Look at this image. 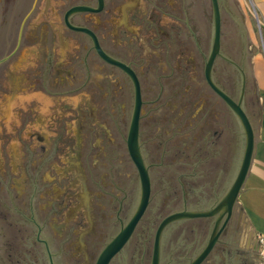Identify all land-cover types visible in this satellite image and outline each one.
<instances>
[{
    "label": "flooded vegetation",
    "instance_id": "af4514ba",
    "mask_svg": "<svg viewBox=\"0 0 264 264\" xmlns=\"http://www.w3.org/2000/svg\"><path fill=\"white\" fill-rule=\"evenodd\" d=\"M60 1L62 6L58 4L56 8L58 20L53 22L56 23L53 26L50 25L52 28L50 38L46 34L44 38L41 35L29 42L27 49L33 48L34 56L20 55L24 25L19 27L15 42L8 45L0 56L3 71L0 74L3 78L4 75L8 77L6 87L2 91L6 96L4 117L7 121L0 117V131L4 127L3 147L0 148V264H95L105 245L132 215L131 213L129 218H126L124 214L129 206L127 187L134 186L136 189L140 182L137 166L127 147L128 128L126 135L123 136L119 121L116 120L119 136L111 138L106 144L99 136L75 137L68 132L67 136H59L58 120L63 119L65 114L62 115V111L58 110L57 97L73 96L75 90L69 83L65 89L58 90L59 70L65 71L66 81L72 80L75 75V59L78 60L81 55L76 68L80 66L83 69L86 81L89 80L91 68L99 64L95 63V59L100 61L104 79L108 65L114 71L111 74L115 81L121 80V76L128 80L133 92L130 119L134 108V85L129 74L121 67L107 62L97 53L91 35L74 30L65 22V14L73 6L98 8L96 11H73L68 15V22L72 26L90 29L101 48L109 56L128 65L139 80L142 99L139 149L148 170L150 186L152 187V172L163 175L174 164L180 169L177 184L181 193L180 197L172 196L173 201H179L182 209H189V205L206 195L202 190L200 171H197L201 169V139L195 137L194 130L192 131L194 127L187 126V140L182 139L172 148L176 152L171 154L172 149L162 148L157 161L155 157L159 149L158 144L164 145L166 141L156 144L153 137L142 138V123L145 119H150L148 113L152 110L167 112L171 107L183 116L197 110L198 107L190 99L188 89L180 90L182 97L184 96L180 105H170L169 98H165L169 95L171 75L167 72L170 68L171 55L168 50L169 39L180 37V21L185 23L180 16L184 12L183 6L178 4L169 8L168 0H101V6L99 0ZM37 2L38 0H35L32 9L37 6ZM109 28L116 31L114 36L121 46L123 41L126 45L133 41L142 44L143 37L147 43L150 42L152 48L149 50L146 70L151 71L153 77L149 87H144L142 83L138 61L114 55L105 47L104 37ZM67 45L76 48V54L75 50L67 48ZM61 47L66 49L65 70L59 68L62 61L58 60L60 55L58 48ZM181 52L185 55L184 50ZM219 56H222L221 53L213 62L211 77L221 88L213 77L214 63ZM18 61L21 62L18 63L20 67L15 71L17 67L14 64ZM182 61L184 62L178 58V62ZM185 65L197 74L196 65H192V60ZM204 66L202 78L204 84L210 87L204 76ZM236 66L242 74L238 98L235 99L231 93L221 89L238 100L244 79L241 99L244 109L249 93L248 78L242 68ZM210 91L216 103L219 95L212 89ZM174 93L177 94V91ZM42 96L51 101L48 105L49 111L44 114L41 107ZM213 106H206V111L214 109ZM70 108L67 102L61 105L64 111ZM118 109L121 110V104ZM231 111L233 112L232 109ZM63 123L67 121L63 120ZM81 132L79 130L78 133ZM219 137L220 135L217 136ZM217 138L213 137L212 140L209 138L210 143L217 142ZM180 145L183 147L186 145L188 151L182 149ZM167 155H172V158L178 156L180 159L179 161L169 159L165 164L164 157ZM174 161H177V164ZM220 199L208 208L214 206ZM236 214L235 204L234 215L228 224L226 234L221 235L222 241L209 254L212 258L207 260L208 256L202 264H215V261L211 262L215 257L223 263L230 259L229 239L234 234L232 224L237 221ZM208 218L212 222L211 233L216 216ZM112 225H117L118 230L106 241L104 230ZM163 234L164 230L161 235L159 264L164 247ZM255 254L259 262L258 250L253 253ZM231 257L234 260L236 254Z\"/></svg>",
    "mask_w": 264,
    "mask_h": 264
},
{
    "label": "rangeland",
    "instance_id": "374dc122",
    "mask_svg": "<svg viewBox=\"0 0 264 264\" xmlns=\"http://www.w3.org/2000/svg\"><path fill=\"white\" fill-rule=\"evenodd\" d=\"M169 8L176 7L178 4L183 6L182 19L180 21V37L169 39L170 55V88L169 104L180 105L182 91L190 90V99L194 105L198 106L195 111L181 115L177 110L169 108V111L152 110L148 113L150 119H145L142 123V138L153 137L154 143H161L155 160L159 159L162 148L168 150L177 146L182 139L187 140V126L194 127L195 137L201 139V186L206 193L201 199L189 205V209L200 210L207 209L220 199L231 185L241 162L245 135L243 127L231 109L218 96L214 103L210 87L204 84L202 78L203 66L209 55L213 39V14L210 0H168ZM35 0H0V56L5 48L12 42H15L19 27L23 26L22 36V54L34 56V49H27L29 42L36 40L42 35H49L52 26L58 20L57 6H62L60 0H38L37 6L33 7ZM172 5V6H171ZM221 14V39L220 53L214 63L213 77L217 84L228 93H231L235 99L239 96L241 86V72L236 65H239L246 73L248 78L249 93L245 102L249 117L254 129L255 135L258 132L260 110L262 108V99L258 95L257 82L253 71V60L255 56H261L264 59V17L258 7V0H219ZM171 24V23H170ZM173 32V30H171ZM116 31L109 28L104 37L105 47L114 55L121 56L127 60L138 61V69L141 73V79L144 87H149L152 82V73L147 71L149 62L150 42L143 37L142 44L124 43L122 46L117 43L114 34ZM126 38V37H125ZM57 39V38H56ZM75 39H78L75 37ZM76 43V42H75ZM67 48L75 50L72 45ZM59 68L66 69L65 56L66 49L58 48ZM184 50L185 55H182ZM84 53V50L81 52ZM180 56V57H179ZM75 59L74 78L66 81L65 71L59 70L57 87L58 90L65 89L67 83L74 88L73 96H58V110L62 111L63 119L59 118L58 129L59 136L73 134L75 137H102L106 144L111 138L119 136L117 132L116 120L119 121L122 135L126 131L130 121L132 109V86L128 80L121 76V80L115 81L112 71L106 66L107 75L105 79L103 69L99 64L93 66L90 70L89 80L86 81L83 69L76 68ZM178 58L184 62H178ZM192 60V65H196L197 74L191 68H187L185 63ZM15 62V71L20 67ZM64 64V65H62ZM175 65L176 67L172 66ZM14 67L13 65H11ZM22 66V65H21ZM28 66V65H26ZM114 70V69H113ZM2 74V66L0 65ZM0 74V117L3 119L6 114L5 100L6 96L3 90L6 87L7 76L4 78ZM108 74H110L108 76ZM195 74V75H193ZM65 76V77H64ZM149 85V86H148ZM71 87V86H68ZM156 89L157 86H154ZM177 91V94L174 92ZM211 94V95H210ZM50 100L42 96V112H48ZM67 102L70 105L68 111L61 109L62 103ZM121 104V110L118 106ZM161 104V102H160ZM159 104V105H160ZM215 104V106H213ZM212 105L214 109L207 110L206 106ZM201 108V109H200ZM4 113V114H3ZM68 116V117H67ZM5 122L7 118L4 117ZM0 119V123H1ZM66 120L67 123H63ZM7 124V123H5ZM227 126L229 129H227ZM231 126V127H229ZM104 128V129H103ZM231 128V131H229ZM67 130V131H66ZM81 130V134H79ZM4 127L0 131V148L3 147ZM217 138V136H219ZM217 138V142L210 143ZM181 146V145H180ZM182 149H188L181 146ZM176 152L172 149L171 154ZM170 154V153H169ZM168 156V155H167ZM164 157L166 164L169 159L179 161L180 157L169 155ZM114 161V158H112ZM177 161H174L177 164ZM180 169L177 165L170 167L169 171L163 175L152 172L151 197L145 213L138 222L130 239L124 248L116 254L109 264H149L152 253V243L154 231L159 221L171 212L182 210L181 203L173 201L172 196L180 197L178 186V174ZM183 172V171H181ZM129 206L124 213L129 218L135 210L139 195L140 185L135 189L134 186L127 187ZM211 220L208 217L181 219L167 225L164 229V247L162 251L161 264H186L195 257L210 236ZM118 230L117 225H112L104 230L106 241ZM212 258L209 255L207 260ZM218 264L216 260L211 262Z\"/></svg>",
    "mask_w": 264,
    "mask_h": 264
},
{
    "label": "water",
    "instance_id": "95a60500",
    "mask_svg": "<svg viewBox=\"0 0 264 264\" xmlns=\"http://www.w3.org/2000/svg\"><path fill=\"white\" fill-rule=\"evenodd\" d=\"M99 5L101 6V0H99ZM211 5H212V14H213V39H212L209 55L206 59L204 66V76L206 82L211 87V89L215 91L225 101V103L233 110V112L236 114L243 127L244 135H245V144H244L242 159L238 171L231 185L224 193L222 198L214 206L200 210H192V209L177 210L169 213L168 215L164 216L161 219L154 233L152 255L149 264L160 263L161 235L164 228L168 224L181 219L216 216L213 229L210 233V236L206 244L199 251V253L186 264H202L207 259L213 248L222 241L221 235L222 234L225 235L227 232L228 224L230 223L234 215V206L238 194L241 190L242 184L248 172L253 155L254 144H255V133L251 120L241 105V99L244 89V79L242 83V93L239 99L235 100L227 93H225L221 88H219L211 77V68L213 62L217 57V55L220 54V39H221V14H220L219 0H211ZM85 10L96 11L98 10V8H93L85 5L73 6L66 12L64 17L65 22L67 23L68 26H70L74 30L83 31L91 35L93 39L94 48L97 51V53L107 62L113 63L121 67L125 72H127L131 77L134 85V108L127 132V147L129 154L138 169L139 182H140V195H139L138 204L135 210L133 211L132 215L126 222V224L123 225L122 228L116 233V235L113 236L111 240L105 245V247L102 249L95 262V264H109L112 258L123 248V246L129 240L138 222L145 213L150 200L151 186H150V178H149L148 170L139 149V139H138L139 117H140V108L142 103L139 80L135 72L128 65L109 56L101 48L96 36L90 29L80 26H72L68 22V15L70 13H72L73 11H85ZM254 252H256V250H254L253 253Z\"/></svg>",
    "mask_w": 264,
    "mask_h": 264
},
{
    "label": "crops",
    "instance_id": "0c3cea01",
    "mask_svg": "<svg viewBox=\"0 0 264 264\" xmlns=\"http://www.w3.org/2000/svg\"><path fill=\"white\" fill-rule=\"evenodd\" d=\"M258 7L264 17V0H258ZM253 61L257 93L262 99L259 127L251 163L235 203L238 217L232 224L234 234L229 245L231 255L235 253L236 257L232 260L230 255L225 263L215 257L218 264H258L253 249L259 250L257 237L264 236V59L257 55ZM244 109L249 116L248 109Z\"/></svg>",
    "mask_w": 264,
    "mask_h": 264
},
{
    "label": "built area",
    "instance_id": "2783aa9c",
    "mask_svg": "<svg viewBox=\"0 0 264 264\" xmlns=\"http://www.w3.org/2000/svg\"><path fill=\"white\" fill-rule=\"evenodd\" d=\"M258 242H259V250H258V253H259V262L258 264H264V236L262 235H259L258 237Z\"/></svg>",
    "mask_w": 264,
    "mask_h": 264
}]
</instances>
